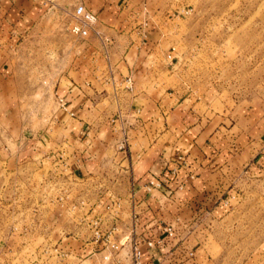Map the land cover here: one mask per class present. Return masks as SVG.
Segmentation results:
<instances>
[{
  "label": "rangeland",
  "instance_id": "374dc122",
  "mask_svg": "<svg viewBox=\"0 0 264 264\" xmlns=\"http://www.w3.org/2000/svg\"><path fill=\"white\" fill-rule=\"evenodd\" d=\"M46 1L51 13L45 25L10 48L19 81L29 92L0 96V105L9 98L8 107L15 101L22 104L17 114L9 115V109L0 113V264L74 263L72 256L60 252L61 239L72 241L65 238L68 234L60 226L67 232L73 228L67 215L60 222V196L63 200H74L78 194L86 200L91 195L99 199L105 190L121 195L129 189L127 184L105 188V175L96 188L82 183L79 189L73 186L74 173L60 168V158L43 163L42 155L26 159L20 151L23 139L18 140L22 143L11 140L21 137L24 130L48 126L51 136L60 134L50 122L56 114L53 90L70 68L74 54L83 65H90L91 60L107 74L116 71L111 61L112 36L105 58L97 37H77L69 31L73 10L83 3ZM122 4L134 25L144 24L145 40L149 41L145 68L150 74L140 82L149 97L156 93L170 96L171 103L191 112L197 123L211 121L215 128L230 126L247 108H254L259 117L264 115V0H125ZM99 21L97 16L100 29ZM86 53L102 59L95 61ZM104 104L108 101L101 106ZM132 136L129 132V140ZM122 166L128 167V162ZM123 174L129 183L130 173ZM233 179L235 191L226 204L229 209L217 220L195 227L186 242V252H193L189 258L208 264H244L250 257L262 258L264 181L247 174ZM83 260L81 264L106 262L99 256Z\"/></svg>",
  "mask_w": 264,
  "mask_h": 264
},
{
  "label": "crops",
  "instance_id": "0c3cea01",
  "mask_svg": "<svg viewBox=\"0 0 264 264\" xmlns=\"http://www.w3.org/2000/svg\"><path fill=\"white\" fill-rule=\"evenodd\" d=\"M123 1L78 0L97 14L100 29L115 39L111 61L116 71L107 74L91 64V60L90 65H83L74 54L70 68L60 76L53 90V95L57 93L66 101L65 109L56 106V114L50 121L60 134L51 136L48 126L24 130L19 139L11 140L22 143L18 140L23 139L24 147L20 151L26 159L42 155L40 162L43 163L45 159L52 162L60 158V168L74 173V185L79 189L82 183L96 188L103 175L108 178L104 181L107 189L129 185L128 191L121 195L105 190L99 199L90 193L92 197L88 200L114 197L120 200L119 232L116 233L120 242L129 235L131 208L139 211L136 232L141 241L143 264H208L189 258L186 242L198 226L217 220L229 209L226 204L235 191L233 177L247 174L264 181V115L259 117L254 108H247L230 126L221 124L215 128L210 125L211 121L197 123L191 112L185 113L171 103L170 96L161 97L156 93L149 97L148 90L140 83L150 74L145 68L150 56L146 51L149 41L145 40L144 24L134 25L126 17ZM50 13L46 0H0L1 97L29 92L19 81L11 49L37 28L41 29ZM122 46L127 50H122ZM86 54L95 61L102 59L95 53ZM70 72L74 75L70 76ZM127 77L131 78V89H128ZM10 99L0 105L1 114L8 109L9 115L17 114L22 109L17 101L8 107ZM105 100L108 104L101 106ZM118 115L133 133L127 158L115 148L119 133L113 130L112 120ZM125 161L133 180L131 184L124 180L126 170L122 164ZM164 175L167 182L160 189H145L149 179H161ZM93 202L96 203L91 206L93 211L100 210L97 202ZM176 219L179 221L176 239L167 245L149 247L146 244L147 239L160 234L164 223ZM70 224L73 227L70 231H74L75 224ZM60 230L69 231L64 226ZM65 238H72L68 254L74 260L71 264H81L82 259L93 256L102 259L105 254L110 258L105 264L115 261L131 264L127 242L118 252L101 248L92 252L82 246L79 238L70 235ZM63 244L64 241L60 246ZM259 251L263 253L262 258L250 257L244 264H264V248Z\"/></svg>",
  "mask_w": 264,
  "mask_h": 264
},
{
  "label": "built area",
  "instance_id": "2783aa9c",
  "mask_svg": "<svg viewBox=\"0 0 264 264\" xmlns=\"http://www.w3.org/2000/svg\"><path fill=\"white\" fill-rule=\"evenodd\" d=\"M72 17L74 22L70 25L69 31L77 37H87L92 34L97 37L100 41L105 58H108V47L112 42V38L106 36L101 32L97 25V15L92 10L88 9L83 4L75 6ZM127 81L130 82L128 89H131V78L127 77ZM54 99L57 108L65 109L66 101L63 97L54 93ZM114 131L119 133V137L116 141L115 147L118 151L126 155L129 151V128L125 120L120 115L116 116ZM125 168V167H124ZM126 172L128 168H125ZM132 178L130 184L132 183ZM167 182L166 176L164 175L161 179L151 178L145 184L144 187L147 191L152 189H160ZM75 181L73 182L74 186ZM76 196L74 200H63L60 196V217L68 216L70 223L75 224L76 228L74 231L67 232L68 236L80 239L83 243L82 246L88 250L94 252L97 248L109 249L111 251L118 252L124 245V242L129 245V255L131 264H143L142 261V249L139 234L136 232L137 220L139 211L134 207L131 208L130 218L131 226L129 235L124 239L123 242L118 241L116 233L119 232L118 219L119 209L121 208V202L118 198L112 200H104L97 202V207L100 210L93 211L92 205L96 203L90 200H86L80 194ZM178 219L164 223L161 227L160 234L154 238L146 240V244L149 247H153L156 244L167 245L172 242L178 236ZM64 233V232H62ZM66 233V232H65ZM64 241L60 240V243ZM66 245V246H65ZM65 245L60 246V252L68 255L72 249L71 241L65 242ZM68 247V248H67ZM189 255L192 256L193 252L190 251ZM105 261H109V255L103 256ZM114 264H120L119 261H115Z\"/></svg>",
  "mask_w": 264,
  "mask_h": 264
}]
</instances>
